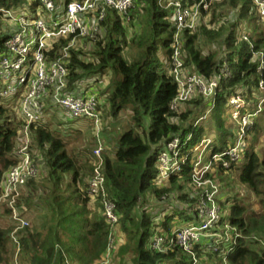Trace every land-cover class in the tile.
I'll list each match as a JSON object with an SVG mask.
<instances>
[{
    "label": "trees",
    "instance_id": "obj_1",
    "mask_svg": "<svg viewBox=\"0 0 264 264\" xmlns=\"http://www.w3.org/2000/svg\"><path fill=\"white\" fill-rule=\"evenodd\" d=\"M70 1H59L58 6L67 5ZM173 1L176 0H136L129 14V22L121 20L114 10L108 9L106 19L101 23L102 29L97 34V42L90 52L92 60L86 59L84 51L76 49L70 50L69 57L65 59L69 70V91H74L79 85L89 87L109 77L110 84L105 94L100 92L98 95L103 105L102 112L109 113L115 120L130 117L129 129L119 136L114 154L105 157L104 171L106 193L117 205L120 232L126 241L116 251L117 258L123 263L129 254L130 264L192 263L191 257L182 250L160 254L149 248L157 227L168 230L177 219L190 220L187 215L199 199L190 186L191 154L179 175H172L166 186L156 185L158 151L172 138L181 137L186 141L188 135L192 134L193 140L187 143L188 151L207 132L204 127L194 126L201 116L200 112L206 109L202 101L189 102L183 113L170 112V105L178 95L177 85L171 75L175 28L171 22V9L163 7ZM180 1L184 7L186 1L191 4L189 6L202 2ZM25 2L27 0H0V9L20 12ZM217 5H227L231 10L228 16L224 14L228 22L224 23L225 27L216 30L197 27L192 34L185 31L182 40L185 67L196 71L206 80H211L218 73L224 61L233 71V78L222 83V91L216 96V107L212 112L215 114L220 140L226 134L223 113L228 98L238 88L251 87L255 78L259 79L257 71L261 62L252 60L249 44L240 40L238 42L235 35L238 26L254 19L255 14L251 12L254 7L248 0H221L218 3L213 1L208 11ZM201 11L207 13L202 8ZM3 15L0 12V26L5 20ZM131 27L135 33H130L131 38L128 39ZM7 35H0V56L4 53L3 43ZM200 39L222 50L224 57L220 59L221 55H215L217 52L204 54L198 45ZM250 39L255 43V53L264 52V33ZM69 43L70 40L56 43L49 53L50 60L63 58L60 52ZM129 48L131 51L126 52L125 56ZM103 84L106 87L105 82ZM252 108L255 107L249 108L251 113L254 111ZM22 126L0 105V199L6 174L18 164L16 146ZM261 128L260 120L257 119L248 132L245 144L250 143L248 140L251 136L256 141ZM33 135V150L35 146L39 154L35 162L40 163L37 160H40L41 155L50 166V172L43 185L48 187L45 194L33 195L38 184L34 179L27 184L30 192L24 197L25 205L42 219L40 224L20 233L21 247L17 253L19 264H99L107 252L112 230L106 223L104 213L97 212V209L103 208L101 199L94 200V212L88 209V204L92 202L87 193L91 176L84 172L85 168L78 165L76 159L70 157L63 140L57 133L50 132L46 124L35 129ZM101 136L103 138L104 128ZM92 140H96L94 135ZM221 148L213 146V152L220 153L223 151ZM86 164L93 172L91 162L88 160ZM217 170L218 175L237 172L239 183L250 189L257 198L259 208L251 209L247 205L249 201L240 197L231 199L227 208L228 221L239 230L240 237L228 254V263L264 264V160L261 161L253 150L246 147L238 163L232 164L228 170L222 167ZM66 175L71 178L63 189ZM150 201L155 204L163 202L167 207L150 211ZM185 205L189 209L182 212L181 208ZM6 213L9 214L7 209ZM9 235V230L0 229V264L6 263L11 252ZM197 253L204 260L203 264H224L222 253L202 250Z\"/></svg>",
    "mask_w": 264,
    "mask_h": 264
},
{
    "label": "built area",
    "instance_id": "obj_2",
    "mask_svg": "<svg viewBox=\"0 0 264 264\" xmlns=\"http://www.w3.org/2000/svg\"><path fill=\"white\" fill-rule=\"evenodd\" d=\"M27 1L30 5L27 10L13 12L0 9L4 19L13 23V29L3 43L4 53L0 56V105L11 102L15 117L19 119L16 118L17 122L23 125L18 132L16 146L18 164L5 176L0 209L4 206L9 211L14 229L11 238L18 253L21 247L18 233L30 226L26 216L29 210L20 204L22 189L29 181L36 179L40 172L34 161L36 151L33 150V131L43 124L46 116L51 117L50 113L54 114L59 109L74 119L86 120L96 139L92 152L94 168L87 193L92 201L101 199L106 223L112 230L107 252L99 264H112L120 246L119 239L123 235L120 232L117 205L107 196L105 188V152L108 149L101 136L104 128L101 119L103 105L98 99L100 92L95 84L89 87L79 85L72 92L68 90L69 70L65 59L73 48L84 49L85 39L93 44L97 42V34L102 29L101 23L106 19L108 9L114 10L121 20L129 22V14L135 7L136 0H71L63 6H58L57 0ZM213 1L202 0L198 5L186 4L184 7L180 0H176L167 5L171 9V22L175 28L171 75L178 91L176 99L170 105V112L180 114L186 110L189 102H204L206 110L196 121L195 128L203 127V123L209 120L215 108L216 96L222 91V83L233 78V72L226 61L222 62L223 65L211 80H206L196 71L185 67L182 40L184 32H195L201 8L203 12H207ZM248 1L254 7L260 23L264 25V0ZM33 4L34 9L31 8ZM61 40H70L69 45L60 52L64 59L50 60L49 53ZM242 40L250 43L245 34L242 35ZM254 55L256 61L261 62L257 71L260 79L256 89L263 92L264 53ZM245 98V93L240 91L233 94L227 103L235 137L231 140L232 145L220 153L213 152V139L208 134L188 151L187 143L193 140L192 134L188 135L186 141L181 137H174L159 149L155 165L156 185L166 186L172 175H179L183 166L189 162L191 154L190 186L199 195V199L192 212L187 215L190 220L177 219L168 230L161 226L154 230L150 250L160 254L182 250L191 257V264H203L204 260L197 251L222 253L223 263L229 264L228 254L236 245L240 234L228 221L227 208L232 200L222 198L221 187L212 176L219 167L228 170L232 164L241 160L248 132L264 112L261 103L257 104L256 111L244 114L246 107H249ZM181 209L184 212L189 207L185 205Z\"/></svg>",
    "mask_w": 264,
    "mask_h": 264
},
{
    "label": "rangeland",
    "instance_id": "obj_3",
    "mask_svg": "<svg viewBox=\"0 0 264 264\" xmlns=\"http://www.w3.org/2000/svg\"><path fill=\"white\" fill-rule=\"evenodd\" d=\"M57 1L59 2L60 0H57ZM64 1L65 0H62V2H64ZM186 4L191 5L190 3H188V1H186ZM219 4H221V3H219ZM29 7H30V5H29V2L27 1V2H25V5L23 6V10H27ZM163 8L169 9L166 6H164ZM230 12H231V10L228 8L227 5H224V6L217 5L215 7L213 6V7H211L210 11L207 10V13H201L200 12V15L197 18L196 28L203 26L207 29L210 28L212 30H216V29H219L221 27H225L224 23L227 21V19H225L226 18L225 16H228V14ZM224 14H225V16H224ZM135 23H136V21H135ZM226 23H228V22H226ZM12 25H13V23H11L10 21H8L6 19L3 20V22L0 26V35L10 33L13 29ZM249 26H250V29H252L253 32H255V33L264 31V25L262 23H260L257 15L254 16V19L250 22ZM128 30H129V27H128ZM128 33L129 34H127V36H129L128 39H130L131 38L130 33L131 34L135 33V29L134 28L132 29V27H131V29H130V31H128ZM84 43H85V46L83 47L84 49L77 47L76 50L77 51H80V50L84 51V53H86V59H90V57H91L90 52L93 50L94 45L92 42H90L86 39H85ZM77 45L78 44H76V46ZM198 45L200 47V50L204 54H208V53L210 54V53L217 52V54H215V55H217L218 57L220 55L222 56V50H220L219 48L217 49L215 46H211L209 43L205 42L203 39H200V41L198 42ZM129 51H131L130 48H129V50L127 49L125 51V56H126V52H129ZM252 60L254 62L256 61L255 55H253ZM259 79L255 78V80L251 83L252 88L257 85V83L259 82ZM255 96L256 97L253 99L252 98H246L245 103L248 104L249 107H246L244 114L247 115V111H250L249 108L251 106L255 107L257 109V104L259 105L262 103L261 107L264 108V91L259 92V93L257 91ZM230 97L228 98V101H229ZM250 99H252L251 102H249ZM10 104H11V102H5L3 105L9 106V108L6 109L8 114L10 115V117L12 116V119L17 121L18 118H17V116L15 117L16 114H14L15 110L13 109V106ZM215 107H216V102H215ZM255 108H252V109H254V111H256ZM229 113H230V108L228 107V110L225 109V111L223 113L224 129H225L226 134L224 135V138H222L220 140H219L220 132L216 128V120H215V116H214L215 114L213 113L212 115H210L209 120H207L203 123V127H205L207 129L206 133L211 136V138L213 139V143L217 139V142L220 145H222L223 147L226 146L229 139L231 141L235 137V133H231V131H230L231 120H230ZM258 119L260 120V123L262 125V128L260 129V136L258 137V139L256 141H255V138H253L252 136L249 137L248 141L250 142L249 143L250 145L247 142V144L244 143V147H249L250 151L253 150L254 153L257 156H259V158L262 161V160H264V112ZM129 120H130V117L128 119L127 116H124L122 118H119L118 120H115L113 117L109 116V113L102 112V122H103V126H104L103 138L105 141V146L108 149L107 152H105L106 158L111 157L114 154V151L117 147L116 141L118 140L119 136H121L124 132H126L129 129V126H128ZM46 122H48L50 124V127L54 128V130H58L61 132V135L59 137L63 138V140H66V138H68L70 136H74L75 132H77V130H78V127L81 129H84V136H83V138H81V143L77 142L75 145H71V143H67V142H63V143L66 145L65 149H66L67 153L70 155V157L76 159V161L78 162V165L80 164L81 166H83L85 168L84 172L91 176L92 170L88 168V165L86 163L88 162L87 160H89V159H87V156L90 153H92L94 150V145L92 144L91 133H90L91 131H90V129H88L89 128L88 121L80 120V119H74V118L70 117L64 110L59 109L55 112V114L53 116H51L50 118H46ZM209 129H210V131H209ZM229 131H230V133H228ZM227 137H228V139H227ZM34 149L37 152V148L35 146H34ZM82 150L84 151L83 155H81ZM88 150L90 152H88ZM37 155L39 156L38 152H37ZM85 160L87 161L86 163H85ZM89 161L92 164V156L91 155H90ZM37 162H40V163H38V164H40V166H39L40 172H39L38 177L36 179H34L35 182L38 184L36 187V191H34L32 193H33V195L38 196V195L45 194L44 192H46V188H48V187H44L43 185H44V181L47 180L48 174L50 172V170L48 169L50 166L47 164V162H45V160L43 159V157L41 155H40V160L39 161L37 160ZM91 167H92V165H91ZM70 178H71L70 175H66V181L64 183L63 189H65L67 187V185L69 184ZM213 180L221 187L222 198L233 199V198H239L240 197V198H243V199H246L249 201V203L247 205H249L251 207V209L253 208L254 210H259V208L256 204L257 198L252 194V192L250 191V189L247 186H244V185L239 183L237 172H235V171L234 172H227V173H222L221 175H218V173L216 171V173H214V175H213ZM29 192H30L29 189L25 190L24 196H23V201L25 200L24 197ZM24 203H26V202L24 201ZM150 203H151V206L148 207L150 209V211L153 209L155 210L158 207L159 208H163L164 206L167 207V204L165 205V203H163V202H159V204H155L154 201H150ZM94 205H95V202L90 201V203L88 204V209H90L91 211L94 212V210L96 209V206H94ZM97 210H98L97 212H100L101 214H103L102 208L101 209L99 208ZM26 216L31 223V227L29 229H31L33 226H36L38 223L39 224L41 223L42 218H39L38 215H35V212L32 210H30V213L28 212ZM11 225H12V222L10 220V216L7 215L6 208L3 206L0 209V229L1 230H9V233H11L14 230V229H12ZM119 242H120V246H121V245L125 244L126 241L123 238H120ZM9 244H10V240H9ZM10 249H11V252L7 256V261L5 264H19V262H20V260L18 258L19 256L17 255L15 248L12 247V244H10ZM117 249H119V248H117ZM117 256H118V253H115V255L113 257L112 264H128V263L130 264V259H131L130 254L128 256H126V259H125L126 261L124 263L121 262L120 259L117 258Z\"/></svg>",
    "mask_w": 264,
    "mask_h": 264
},
{
    "label": "crops",
    "instance_id": "obj_4",
    "mask_svg": "<svg viewBox=\"0 0 264 264\" xmlns=\"http://www.w3.org/2000/svg\"><path fill=\"white\" fill-rule=\"evenodd\" d=\"M252 13H254L255 15H256V13H255V9L254 8H252V11H251ZM249 24H250V22H248V23H246V22H243L240 26H238V28H237V30H236V32H235V35H236V38H237V40H238V42H239V40L240 41H243L242 40V35H247V37L249 38V40H250V43H248L249 44V47L251 48V46H253V48H251L252 49V51L254 52V49H255V43H254V41L252 42L251 41V39L250 38H252V37H256V36H258L259 34H261V33H264V31H261V32H257V33H255V32H253V30L252 29H250V26H249ZM208 29H210V28H208ZM230 32V31H229ZM233 32V31H232ZM244 33V34H243ZM243 42H246V41H243ZM256 52V51H255ZM254 52V53H255ZM223 57H224V55H222ZM220 57V59L221 58H223V57ZM90 59L92 60V58L90 57ZM103 82H105V86L106 87H104V84H103ZM109 84H110V80H109V77H104L103 79H101L97 84H95V86H96V88L98 89V91L99 92H101L102 94H105V92H106V88L109 86ZM244 89H246V91L247 92H249V93H252L253 91H255L256 90V86H254L253 88L252 87H247V86H244L243 87ZM240 88H238V90H239ZM237 90V91H238ZM204 103V102H203ZM208 103V102H207ZM203 112H200V114H202ZM55 114V113H54ZM54 114H51L50 113V116H53ZM47 117V116H46ZM46 117H45V120H44V122H43V124H46V127L47 128H49V130L51 131V132H54V133H58L57 135H61V132L60 131H58V130H54V128H52V127H50V124L48 123V122H46ZM47 118H50V117H47ZM211 122V121H210ZM48 123V124H47ZM89 123V122H88ZM86 128V127H85ZM53 129V130H52ZM88 129H90V133H91V139H92V137H93V135H92V129H91V125H90V123H89V128ZM205 130L207 131V129L205 128ZM209 131H210V129H209ZM207 134V133H206ZM83 136H84V129H81V128H79L78 127V130H77V132H75V135L74 136H70V137H68V138H66V140H63V138H62V140H63V142H67V143H71V145H75L77 142H80L81 143V138H83ZM92 144L94 145V142H93V140H92ZM216 144V147H222L221 149H225L227 146H229V145H232V141H228V143L226 144V146H222V145H220L218 142H216L215 143ZM66 146V145H65ZM84 150V149H83ZM82 150V152H81V155H83L84 154V151ZM90 155L92 156V154L90 153L88 156H87V159H89L90 160ZM88 161V160H87ZM86 160H85V163L87 162Z\"/></svg>",
    "mask_w": 264,
    "mask_h": 264
},
{
    "label": "clouds",
    "instance_id": "obj_5",
    "mask_svg": "<svg viewBox=\"0 0 264 264\" xmlns=\"http://www.w3.org/2000/svg\"><path fill=\"white\" fill-rule=\"evenodd\" d=\"M61 2H62V0H60ZM66 1V0H65ZM65 1L63 2V3H65ZM57 2V4H58V1H56ZM252 54L254 55V53L252 52ZM230 69H231V67H230ZM232 71V70H231ZM233 72V71H232ZM258 86V85H257ZM257 86H256V88H257ZM240 91H243L244 93H245V95H246V98H250V97H252V96H255V94L257 93L256 91H258L257 89L255 90V91H253L252 93H249V92H247L246 91V89H244L243 87L242 88H240L235 94H238ZM246 98H245V100H246ZM4 104V103H3ZM4 106V105H3ZM7 108H9V106L7 105V106H4V109H7ZM226 109H227V106H226ZM206 110V109H205ZM228 110V109H227ZM214 111V110H213ZM212 114V113H211ZM42 125V124H41ZM230 131H231V133H233L232 132V125H231V129H230ZM230 131L228 132V133H230ZM51 132V131H50ZM54 133V132H53ZM62 139V138H61ZM230 140V139H229ZM201 141V140H200ZM217 142V139H216V141L213 143V146H216V143ZM213 146H212V148H213ZM224 150V149H223ZM35 157H34V161H35V159H36V157L38 156L37 155V152H36V154L34 155ZM38 166H40V164H37ZM30 182V181H29ZM28 182V183H29ZM27 189V185L22 189V196H21V200H20V204L21 205H24L26 208H27V206L25 205V203L23 202V196H24V192H25V190ZM29 210V209H28ZM29 213H30V210H29ZM7 215H9V214H7ZM30 226H31V223H30ZM29 226V227H30ZM28 227V228H29ZM25 230V229H24ZM24 230H22V231H24ZM22 231H20L19 233H18V237H19V240L21 239V237H20V233L22 232ZM12 233V232H11ZM11 233H10V235H9V240H10V244H12V247H14V245H13V242H12V238H11ZM20 244H21V240H20ZM15 248V247H14ZM16 251V250H15Z\"/></svg>",
    "mask_w": 264,
    "mask_h": 264
}]
</instances>
